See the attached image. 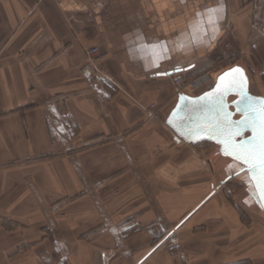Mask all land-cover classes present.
<instances>
[{
	"label": "crops",
	"instance_id": "0c3cea01",
	"mask_svg": "<svg viewBox=\"0 0 264 264\" xmlns=\"http://www.w3.org/2000/svg\"><path fill=\"white\" fill-rule=\"evenodd\" d=\"M242 2L0 0V264H35L18 236L64 203L88 208L73 225L104 229L128 260L160 239L137 264L238 263L248 229L246 256L264 264V224L248 225L224 194L246 176L217 188L240 167L220 152L210 165L194 150L210 141L189 145L167 124L180 96L206 93H178L172 78L215 51ZM54 244L55 264L98 262L91 245L73 248L78 259Z\"/></svg>",
	"mask_w": 264,
	"mask_h": 264
},
{
	"label": "rangeland",
	"instance_id": "374dc122",
	"mask_svg": "<svg viewBox=\"0 0 264 264\" xmlns=\"http://www.w3.org/2000/svg\"><path fill=\"white\" fill-rule=\"evenodd\" d=\"M233 10L226 32L215 51L207 59L199 61V65L193 72L182 75L185 85L179 88L175 76L172 78V83L175 85L176 89H178V93L187 92L197 96L202 92H207L216 81L217 76L222 72L233 67H240L246 72L249 78L250 92L257 97L264 98V5H260L259 3L256 4L255 2L253 5L252 0H243L241 5L238 8L234 7ZM233 17L241 21L242 25L240 27L237 28L232 25L233 20L231 19H233ZM234 99L235 98H231L230 101ZM150 109H156V106L151 105ZM194 150L205 162L211 165V162L213 163L218 158L220 146L212 142H203L202 144L196 145ZM224 161L226 167L228 163L232 162L228 158H225ZM223 165L224 162L220 163L218 167L220 168ZM213 180L214 178L211 177L210 181L213 182L212 184H218ZM217 188H219V186ZM248 188L251 189L250 191L253 195L254 189L251 185H246L244 181L234 182L230 184V186H227V190L224 191V194L229 200L233 201V198L236 199V206L243 212V219L248 225L251 226V223L253 224L255 220L264 224V213L255 201L252 200V197L250 200L251 194ZM249 200L252 206H254L252 209L246 206L249 204ZM87 209L88 208L83 207L82 204L74 205L73 203H64L51 207L50 215L56 219H48L41 225H37L33 227V229H29L28 232L19 234L18 236L19 244H23L27 250L32 249L27 254L28 258L33 259L35 264H43L42 262L55 264L52 260L58 258L56 256L57 252L53 250L54 243L63 239L65 240V245L68 250L66 251L67 257L72 255L79 259L78 252L73 251V248L76 245L86 243L87 245L93 246L89 256L93 258V253L96 254L98 260L97 264H137L138 260L160 240L156 239L152 243L151 248L146 252L140 255H132V260H128L116 244L115 237H113V235H108L104 229L99 228L96 231V228L91 225L89 220H82L80 223L73 225V214L82 213ZM58 212L62 213L56 215ZM259 215L263 219H261ZM126 221H129V219L123 222ZM248 230L250 232L245 231L241 237L240 250H237L238 252L236 253H232L233 255L235 254V259L240 261L234 264H254L253 261L246 256L248 252L247 247L243 249L250 235L255 233L254 230ZM179 235L176 234L168 245L173 244V246L175 245L179 248V246H181L180 244L184 242L182 238L180 242L179 238L181 235ZM127 238L129 237L127 236ZM135 244L137 243H133L132 245ZM233 245L234 243H229L227 241L225 246L226 248H231ZM94 247H97L98 250H94ZM154 248L155 247H153V249ZM26 253L27 251L24 250V248L19 250V255L26 256ZM227 254L229 255L230 253L227 251ZM181 255L182 254H180V256ZM65 264L72 263L68 260Z\"/></svg>",
	"mask_w": 264,
	"mask_h": 264
},
{
	"label": "water",
	"instance_id": "95a60500",
	"mask_svg": "<svg viewBox=\"0 0 264 264\" xmlns=\"http://www.w3.org/2000/svg\"><path fill=\"white\" fill-rule=\"evenodd\" d=\"M233 69H241L242 72H234L232 71ZM221 77H224L223 81H221ZM230 84H234L235 87H228ZM217 85H220L218 91ZM241 87H243L247 96L254 98L252 103L258 104L259 100H264L263 97H257L250 92V82L246 72L240 67H233L222 72L217 77L214 88L206 93L198 97L180 96L176 108L167 121L169 127L187 144L195 146L203 141L213 142L220 146V154L222 157L230 159L240 167L238 172L220 184L219 189L239 175L246 173L248 181L250 178L247 165L241 164L234 160L232 155L225 153V144L223 141L226 139V136L216 131L217 125L223 126L229 122H232L231 131L235 132L239 130L240 126L236 122L245 119L244 110L245 103L247 102L246 98L240 95ZM209 93L212 94L208 95ZM221 95H223L222 100L219 99ZM231 98L235 99L230 101ZM237 104L240 105L239 108ZM173 113H177V115L173 116ZM238 116L239 118H237ZM170 120L171 123H169ZM252 135L251 128H245L234 139L237 143H246L252 139ZM251 186L254 189V201L264 213V206H261V202L255 192V187L253 185Z\"/></svg>",
	"mask_w": 264,
	"mask_h": 264
},
{
	"label": "snow or ice",
	"instance_id": "6c2138e0",
	"mask_svg": "<svg viewBox=\"0 0 264 264\" xmlns=\"http://www.w3.org/2000/svg\"><path fill=\"white\" fill-rule=\"evenodd\" d=\"M210 13L215 14V9H210ZM213 16H209L208 22L214 23ZM234 72H242L241 69H233ZM228 75V74H226ZM224 77H221V81ZM228 87H235L234 84H230ZM220 85H217V91ZM209 93L208 95H211ZM240 95L246 98L244 115L245 119L239 122V130L231 131V124L229 122L226 125H217L216 131L226 136L223 141L225 144V153L232 155V158L243 165H247V171L250 174L249 184L255 187L256 195L261 202V206H264V100H259L257 103H252L253 99L247 96V93L241 87ZM223 99V95L219 97ZM239 104L237 107L239 108ZM177 113H173L176 116ZM171 123V120L169 121ZM245 128H251L252 139L246 143H237L235 136L240 135Z\"/></svg>",
	"mask_w": 264,
	"mask_h": 264
},
{
	"label": "built area",
	"instance_id": "2783aa9c",
	"mask_svg": "<svg viewBox=\"0 0 264 264\" xmlns=\"http://www.w3.org/2000/svg\"><path fill=\"white\" fill-rule=\"evenodd\" d=\"M86 57H87V60L89 61V63H92L94 64L98 57H99V52H98V49L94 48V49H90L86 52ZM184 73L182 72H178L177 74H175V80H176V83L179 85V88L183 87L185 85L184 83V80L182 78V75ZM103 82L105 83V85H107L111 90L113 91H116L117 88L115 85H113L110 81H108L107 79H104ZM215 86V82L213 83V85L210 87L209 90L213 89ZM208 90V91H209ZM151 115L153 116L154 114L151 113Z\"/></svg>",
	"mask_w": 264,
	"mask_h": 264
},
{
	"label": "flooded vegetation",
	"instance_id": "af4514ba",
	"mask_svg": "<svg viewBox=\"0 0 264 264\" xmlns=\"http://www.w3.org/2000/svg\"><path fill=\"white\" fill-rule=\"evenodd\" d=\"M237 118H239V116L237 117ZM244 175H246V180H247V174L245 173ZM248 181V180H247ZM251 197H252V200H254V198H253V195L251 194Z\"/></svg>",
	"mask_w": 264,
	"mask_h": 264
}]
</instances>
